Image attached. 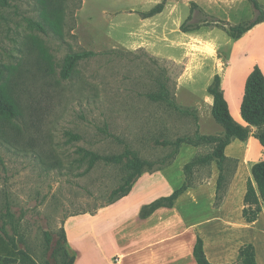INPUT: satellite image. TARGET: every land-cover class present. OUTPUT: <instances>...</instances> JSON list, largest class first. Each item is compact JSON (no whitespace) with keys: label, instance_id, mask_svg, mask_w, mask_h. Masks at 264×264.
I'll return each instance as SVG.
<instances>
[{"label":"rangeland","instance_id":"374dc122","mask_svg":"<svg viewBox=\"0 0 264 264\" xmlns=\"http://www.w3.org/2000/svg\"><path fill=\"white\" fill-rule=\"evenodd\" d=\"M49 3L60 29L45 19L41 0H0V62L19 105L17 117L0 121V233L22 264H65L66 221L117 199L134 171L125 169L128 159L139 157L142 175L152 173L172 160L181 139L203 154L217 143L198 137L225 131L211 125L200 99L180 92L178 65L108 40L102 9L115 0ZM246 3L234 34L264 16ZM85 51L96 54L64 77L67 57ZM207 168H194V183Z\"/></svg>","mask_w":264,"mask_h":264},{"label":"crops","instance_id":"0c3cea01","mask_svg":"<svg viewBox=\"0 0 264 264\" xmlns=\"http://www.w3.org/2000/svg\"><path fill=\"white\" fill-rule=\"evenodd\" d=\"M115 1V8L113 2V9H102V18L109 20L110 42L178 65L180 92L200 99L211 125L222 128L213 116L215 96L210 92L218 77L232 117L248 126L242 104L249 75L256 67L264 74V20H252L237 37L228 30L242 22L246 0ZM257 1L264 8V0ZM160 4V11L149 14ZM207 19H215L214 24ZM251 128L248 139L236 138L225 147L236 169L220 206L215 202L221 170L213 161L204 164L209 167L206 178L180 194L173 206L159 207L141 219L144 205L170 196L186 182L185 166L201 148L184 142L170 164L144 173L126 196L68 218L65 230L76 252L74 264H198L194 248L199 238L212 263H236L241 248L252 244L257 263L264 264V203L255 221L244 216L253 165L264 160V145L256 127ZM16 257V249L0 234V264H19L4 260Z\"/></svg>","mask_w":264,"mask_h":264},{"label":"trees","instance_id":"16d2710c","mask_svg":"<svg viewBox=\"0 0 264 264\" xmlns=\"http://www.w3.org/2000/svg\"><path fill=\"white\" fill-rule=\"evenodd\" d=\"M44 10V16L46 20L51 21V25L55 28L60 29V20L58 17L57 11L54 9L53 11L56 13V18L51 20L49 18V14L47 11V7L49 6V0H41ZM254 3L255 8L264 13V8L257 0H251ZM4 4L8 5V0H4ZM163 7V4L156 6L154 9L150 11L149 14H154L160 11ZM264 20V16L257 21ZM38 28L45 30V27L40 22H33ZM235 27V26H232ZM229 27L228 30L233 37H237L242 34L247 26L242 28L237 34H234L233 28ZM185 30H188V26H183ZM41 50L48 56V51L44 45H41ZM96 53L93 51H85L82 53H77L73 55H69L66 59V65L63 69V76L69 77L77 62L81 59L87 58L91 55H95ZM210 92L215 96V102L213 106V116L215 120L224 127V134L221 136H212V135H201L198 138L200 140L206 142H216V146L213 151L207 153H198V155L185 166L186 171V182L177 189L170 196L161 197L150 204L144 205L140 217L141 219L147 218L150 214H152L156 209L162 206L171 207L176 202V199L188 188L197 185V183L193 182V175L195 173V167L199 165H211L213 161H216L221 170L220 176L218 179V187H217V197H216V206H220L224 201L229 184L233 177L234 171L236 169V161L228 158L225 155V147L234 139L239 138L242 140L248 139L252 132L251 126L256 127L255 135L260 139L262 144L264 145V74L259 67H256L252 73L249 75L247 83H246V92L244 96V101L242 104V114L246 122H248V126H244L238 123L231 115L228 103L224 97V93L220 87V80L217 77L212 86L210 87ZM154 99H162L164 95H152ZM19 114V105L9 91L7 87V82L5 80V71L4 67L0 62V121L1 120H10L17 117ZM75 137H79L78 134L74 135ZM183 142L191 143L198 146V143H193L192 141H187L186 139H181L179 143V148ZM179 148L176 151L172 160L165 164L164 166L170 164L177 156L179 152ZM125 169H133L134 171L131 173L129 177L126 187H124V191L121 195L110 202L109 204L119 200L120 198L129 194L137 181V179L142 175L144 169V163L137 156L128 159L126 162ZM160 167L159 169L163 168ZM158 169V170H159ZM253 176L248 180L247 192L245 195V208H244V216L246 220L252 222L255 221L262 211L263 203H264V160L259 161L253 165L252 168ZM4 236V238L8 241V243L16 248V245L13 241L8 239L4 233H0ZM64 240H65V248H67L71 257L69 260H64L65 264H74L76 259V252L70 248L68 245L66 230H64ZM17 249V248H16ZM66 252V251H65ZM68 256V253H65ZM194 255L198 264H215L208 260L205 250L204 243L201 238L198 239L195 248ZM6 262H19L22 264L17 258H4ZM233 264H258L256 261V250L254 245L246 244L240 250L239 259L236 263Z\"/></svg>","mask_w":264,"mask_h":264}]
</instances>
